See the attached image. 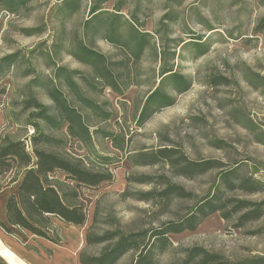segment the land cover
<instances>
[{
  "label": "rangeland",
  "instance_id": "374dc122",
  "mask_svg": "<svg viewBox=\"0 0 264 264\" xmlns=\"http://www.w3.org/2000/svg\"><path fill=\"white\" fill-rule=\"evenodd\" d=\"M115 1L109 0L105 8L111 10ZM58 2L36 0L28 9H20L18 15L0 9V58L20 50L25 61L30 58L34 67L47 73L49 70L44 58L35 57L39 51L50 47L56 37L49 14ZM87 7L88 0H84L79 13L67 24L68 30L71 27L73 30L79 29L88 17ZM128 9L124 6L120 12L128 17ZM165 13L174 17L167 31L169 39L180 38L187 42L190 35L204 41L202 52L196 50L194 43L183 49L176 48V56L173 59L169 57L176 71L191 78L189 89L174 94L171 106L153 112L141 125L136 123V109L141 107L147 94L158 82V63L153 50L147 48L143 56L131 66L134 74L132 79L138 84L127 88L121 85L124 90L121 95L108 86L101 91L87 90L86 94L94 100L101 102L107 99L111 103L115 117L109 124L114 132L124 133L128 154L155 152L166 146L176 149L179 152H174L176 155L183 153L193 161L215 160L221 163L222 168H213L186 178L163 161L153 165H131L125 154L111 146L110 140L103 141V152L116 155L118 161L109 165L112 173L109 182L93 188L81 187L87 220L85 224L74 227L73 230L78 231L79 235L75 233L68 237L69 225L54 219L58 233V238L54 239L55 248L72 256L76 264H79L78 253L83 246L76 254H71L70 244L74 237L80 236L84 245V233L98 199L97 233L108 227L107 222L113 218L125 230L151 228L185 215L194 201L215 189L221 170L228 171L238 163L239 178L252 176L262 186L254 193L234 190L224 192V196L254 203L264 202V0H149L142 3L138 12L141 15L139 17L150 15L144 19L143 29L153 33L157 21ZM44 23L46 28L31 36H26L21 30L41 27ZM39 43H43L42 46ZM173 45L169 42L167 50L172 51ZM94 47L113 59L122 57L118 55V49L105 41H96ZM36 48L38 50H34ZM32 50L33 55L29 53ZM25 61L1 75L0 89L5 88L0 93V134L10 124L11 99L19 100L22 89L32 78L23 75L25 67L30 64L28 60ZM58 64L68 69L86 70L64 54ZM42 101L45 99L42 98ZM15 109L18 110L17 107ZM13 131L15 125L7 129V132ZM65 149L80 157L87 156L86 150L77 140L68 141ZM55 175L62 177L59 173ZM167 182L182 186L194 196L172 198L166 206L156 196V192L162 190ZM124 190L128 191L126 197L120 194ZM149 191L155 193H151L149 201L142 200ZM231 223L215 212L193 231L170 233L168 237L173 250L160 257L161 264L180 257V253L175 252L178 246H202L231 262L264 257V213L242 228L231 227ZM5 233L12 237L13 242L20 243L25 251L33 254L39 264H66L55 258L54 252L50 250L53 245L28 232L10 228ZM98 248L92 247L91 251H97ZM14 249L19 248L15 246ZM127 260L128 257L121 263Z\"/></svg>",
  "mask_w": 264,
  "mask_h": 264
},
{
  "label": "trees",
  "instance_id": "16d2710c",
  "mask_svg": "<svg viewBox=\"0 0 264 264\" xmlns=\"http://www.w3.org/2000/svg\"><path fill=\"white\" fill-rule=\"evenodd\" d=\"M34 1L0 0V9L18 15L20 9H28ZM108 1L88 0V17L79 29L74 30L72 27L68 30L67 24L79 13L84 0H59L52 7L49 21L53 24L56 37L50 47L39 51L35 57L44 58L49 70L47 73L34 67L30 58L25 61L20 50L0 58V78L27 60L30 64L25 67L23 75L32 76L22 89L20 99H11L10 102L8 128L15 125V131L7 132V128L0 134V179L9 183L18 182L15 193L6 199V221L11 227L52 242L58 238L54 219L74 227L86 223L81 187H97L112 179L109 165L118 159L116 155L103 152L102 143L105 140H110L114 149L125 154L131 165H153L163 161L186 178L222 168L221 163L215 160L193 161L183 153L176 155V149L166 146L155 152L128 154L124 133L114 132L110 127L109 121L115 117L111 103L107 99L100 102L87 96V90L101 91L105 86L121 95L124 91L121 85L127 88L138 84L132 79L131 66L147 48L153 50L158 63V82L141 107L136 109L135 121L141 125L153 112L171 106L174 94L187 91L192 84L188 75L176 71L174 63L169 62V57L173 59L176 56V48L183 49L195 43L196 50L202 52L205 46L202 38L196 36L189 35L187 42L180 38L169 39V24L174 22L170 13L162 15L153 33L145 31L144 19L150 15L139 17L138 12L142 3L149 0H116L111 10L105 8ZM124 6L129 8L128 17L120 12ZM45 28L44 23L41 27L21 30L26 36H31ZM98 40L118 49V55L122 57L113 59L98 51L94 47ZM169 42L174 44L172 51L167 50ZM29 53L33 55V50ZM63 54L86 70L59 65L58 60ZM4 88L0 89V93ZM73 140L84 147L87 156L80 157L65 149L68 141ZM238 166L235 163L230 170H221L215 189L194 201L185 215L147 229L125 230L113 218L107 222L108 227L97 233L100 199L96 200L91 222L84 233V245L78 253V263L161 264L160 257L173 250L168 235L193 231L212 213L219 212L222 219L233 222L230 226L234 228H242L247 222L259 219L264 213V202L254 203L224 196V192L234 190L254 193L262 186L252 176L239 178ZM56 173L62 174V177L56 176ZM151 193L155 192H146L142 200L149 201ZM120 194L126 197L128 191ZM156 196L167 206L172 198H191L194 195L182 186L167 182L162 190L156 192ZM0 228L10 231V227L1 221ZM95 246H99L97 251H91ZM175 252L180 253V257L167 264H264V257L227 261L198 245L178 246ZM126 257L128 260L121 263Z\"/></svg>",
  "mask_w": 264,
  "mask_h": 264
},
{
  "label": "crops",
  "instance_id": "0c3cea01",
  "mask_svg": "<svg viewBox=\"0 0 264 264\" xmlns=\"http://www.w3.org/2000/svg\"><path fill=\"white\" fill-rule=\"evenodd\" d=\"M17 185H18V182L9 183L8 181L0 179V221L10 228H15V227L9 226L6 221L5 203H6L7 197L11 193H15ZM69 227H70L69 228L70 230H68V237L70 234H75V233L79 235L78 231L73 230L74 226L69 225ZM39 239L43 240L49 245H53V247H51L50 250L54 252L55 258L60 263L65 262L66 264H74V263L76 264L72 256H70L64 251H61L55 248V244H54L55 242L42 239V238H39ZM76 243L78 244V246H76L75 249H73L72 245ZM15 246L19 249L17 250L14 249ZM81 246H83L82 238L80 236L74 237L69 247L70 253L76 254L80 250ZM32 260H35V261H32ZM36 260L38 261V259L35 258L33 254L31 255L29 252L25 251L20 245V243L13 242L12 237L9 234L5 233V231L2 228H0V264H39Z\"/></svg>",
  "mask_w": 264,
  "mask_h": 264
},
{
  "label": "bare ground",
  "instance_id": "6f19581e",
  "mask_svg": "<svg viewBox=\"0 0 264 264\" xmlns=\"http://www.w3.org/2000/svg\"><path fill=\"white\" fill-rule=\"evenodd\" d=\"M76 246H78L77 243H76V244H73V245H72L73 249H75Z\"/></svg>",
  "mask_w": 264,
  "mask_h": 264
}]
</instances>
